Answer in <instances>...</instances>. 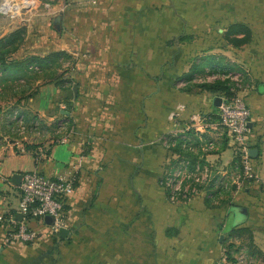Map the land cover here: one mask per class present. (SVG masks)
<instances>
[{
  "label": "crops",
  "instance_id": "0c3cea01",
  "mask_svg": "<svg viewBox=\"0 0 264 264\" xmlns=\"http://www.w3.org/2000/svg\"><path fill=\"white\" fill-rule=\"evenodd\" d=\"M182 1L15 0L33 8L28 20L23 15L30 9L15 18L0 10V40L26 26L25 45L15 58L26 52L45 56L63 51L70 56L68 81L43 83L32 97L16 104L15 116L23 117L24 130L14 123L12 93L7 95L6 84L4 90L0 86V264H44L65 241L47 217L24 221L37 231L35 240L13 238L23 219L9 221L20 213L21 198L20 185L11 178L26 171L49 177L70 172L77 177L75 191L65 199L69 238L93 202L116 184L117 195L110 194L117 200L122 235L125 230L134 241L136 261L143 259L141 239H148L161 246L156 254L173 253L180 264H215L222 259L238 264L242 256L247 263L264 264V86L259 93L249 90L246 97L252 111L247 149L259 151L252 157L258 180H240L237 146L223 130L187 133L195 146L193 151L184 149L190 157L171 145L173 135L196 116L214 117L215 99L224 97L201 88L196 77L232 68L237 61L233 51L246 59L253 41L239 47L229 42L227 47L210 46L215 36L211 29L182 22L204 21L203 12L186 17L169 9ZM238 2L248 9L254 3L232 0V19L252 18L250 10L237 11ZM58 16L60 27L54 25ZM36 117L44 124L40 131L33 129ZM58 124L69 134L66 142L54 140ZM203 139L214 141V147L200 149ZM27 144L37 149L28 150ZM182 158L199 161L215 173L198 193L172 202L159 180L166 167L172 170ZM224 193L228 196L220 199ZM236 207L246 208L248 214L240 217Z\"/></svg>",
  "mask_w": 264,
  "mask_h": 264
},
{
  "label": "rangeland",
  "instance_id": "374dc122",
  "mask_svg": "<svg viewBox=\"0 0 264 264\" xmlns=\"http://www.w3.org/2000/svg\"><path fill=\"white\" fill-rule=\"evenodd\" d=\"M41 1L43 0H38V2ZM250 1H253L254 3L249 6V9L244 5V3H240V5L239 2L237 3V11L243 12L247 9L252 12V18L247 19H232V0H204L202 3H200V1L196 2V0H183L182 3L168 5L171 11H179L184 13V16L189 15L191 17L197 12H203L206 16L204 21H196L191 19L188 21V19H186L182 22H189V26L193 28L204 27L206 30L211 29L215 36H213L214 41L209 42L210 46L216 45L220 47V43H222L223 47H227L228 41L226 39L225 33L228 27L234 22H242L247 26L249 25L251 28V40L253 41V46H249L247 50V60L244 59V53L233 51V55H230H232L233 58H236L237 61L232 62V68L226 69V71L222 72L221 74L219 73L220 75H227L225 80L229 81L227 83L229 91L227 94L223 93V96H227L230 93L231 95L239 93L246 98L249 90H252L256 93L263 91L261 86H264V17L261 16V12H264V4H258V0ZM43 6L44 5L41 3L40 7L43 8ZM29 9V11L25 12L23 15L25 20L29 19L30 12L33 8ZM21 27L24 28L25 33L26 26L23 25ZM190 38L194 37H188V40ZM202 39L203 37H198V40ZM16 43H19V40ZM24 45L25 36H23V40L20 42V48ZM223 49L227 51L226 48ZM16 52L13 54V58L20 60L15 58ZM25 54L26 55L21 59L26 58L32 53L26 52ZM238 54L241 57H238ZM232 56L229 57L232 59ZM22 74V72L15 71L13 68H10L5 73L0 70V86L2 90H4V84H6L5 88L7 95H9L12 91L10 85H19V83L23 82L21 78ZM212 74L218 73L210 71L205 76H197L196 79L199 82H202V84L211 83L222 79L220 77L208 80V77ZM236 76H238V78ZM13 103V119L14 123L17 125L19 120L15 116L16 103L15 101H13ZM33 121L34 123H37V128H33L36 129V131H40L44 128V124H41L42 121L38 117L34 118ZM56 130L57 127L55 126V131ZM202 154L203 151L198 153L200 157H202ZM177 158H180V156H177ZM238 167V171L241 172V168L243 170L242 163ZM170 171L171 169L166 167L165 174L162 176V178H160L159 184L166 188L170 201L179 202V200L184 198L179 197L172 199L171 189L166 185L165 182V178L168 176ZM207 185L208 184H205L202 187ZM115 187L116 184H110L108 190H106V192L103 193V196H101L102 198H97V200L93 202L92 209L89 210L83 224L74 231L70 238L58 246L54 256L44 264H136V262L139 264H180V257L175 256L173 253H165L161 255L156 254V250L161 246L150 243L148 239H141L140 245L143 259L139 261L135 260L134 254L132 252L134 241L131 236L126 235L125 230V236L122 235V224L120 223L121 218L119 217L120 212L116 207L117 200L115 197H111V194L115 196L117 195V189H114ZM224 195L220 199H224L228 196L227 193H224ZM219 202L220 201H218L217 204H219ZM150 249H153L151 250V253L148 252ZM257 264L261 263L258 262Z\"/></svg>",
  "mask_w": 264,
  "mask_h": 264
},
{
  "label": "built area",
  "instance_id": "2783aa9c",
  "mask_svg": "<svg viewBox=\"0 0 264 264\" xmlns=\"http://www.w3.org/2000/svg\"><path fill=\"white\" fill-rule=\"evenodd\" d=\"M91 1L94 4L98 2V0ZM25 9H28V7L16 4L15 0H2L0 4V10L3 13L9 14L11 18L19 16ZM220 77L222 80H225L227 75L212 74L208 77V80ZM236 77L238 78V76ZM251 117L252 111L244 96L239 93L224 96L218 106L215 117L212 115L196 116L190 126L173 135L171 145L175 146L178 139H181V147L193 151L195 150V146L191 141V137L187 135L189 131L193 130V132L203 133L208 130H223L229 139L233 141L234 145L237 146L238 152L241 153L243 170L239 177L240 180H258L259 174L256 171L253 158L249 155L247 149L248 135L251 130ZM17 119L19 120L18 123L21 129L24 130L23 117H18ZM62 125L58 124L57 126L58 139L61 142H66L69 134L68 132L63 134L64 128ZM213 147L214 141L212 140H204L199 144V148L202 150H209ZM213 172L211 167L199 161L193 162L188 158H182L165 178L166 185L171 189L172 199L179 197L188 199L193 194L198 193L202 186L211 182L215 173ZM77 182V177L70 172L61 173L55 177H49L38 171L24 172L20 184L21 198L19 201V212L22 213L23 220L21 221L22 224L13 233V238L24 241H33L37 238V231L31 229L29 225L24 224V221H29L32 218L51 217L53 220L52 229L56 233L62 227H65V199L75 191ZM3 219L4 217L0 215V220ZM9 221L12 224H17L19 220L12 215ZM251 263L245 262L243 256L238 262V264ZM215 264L232 263L227 261V259H222Z\"/></svg>",
  "mask_w": 264,
  "mask_h": 264
},
{
  "label": "trees",
  "instance_id": "16d2710c",
  "mask_svg": "<svg viewBox=\"0 0 264 264\" xmlns=\"http://www.w3.org/2000/svg\"><path fill=\"white\" fill-rule=\"evenodd\" d=\"M23 36L24 28L18 27L10 35L0 40V70L5 73L10 68H13L15 71L23 73L21 75L23 80L22 83H19V85H10V88L12 89V98L16 104L21 103L23 99L32 97L37 92L38 87L43 83L57 82L58 84L63 85L64 82L68 81L66 79V74L69 71V67H67L66 64L69 61L70 56L66 52H54L45 56L31 54L24 59H14L13 54L19 50ZM225 36L230 44L239 47L251 40L252 31L250 27L244 23H233L226 30ZM18 40L19 43H16ZM228 82V80H218L211 83L201 84L200 87L213 92L227 94L229 91V88L227 87ZM229 95H231V93ZM192 132L189 131L188 133ZM55 136L54 140L58 141L59 136ZM181 143L182 140L178 139V142L174 147L175 151L182 156L190 157L191 153L184 150L181 147ZM26 148L35 151L37 145L27 144ZM237 158L241 161L240 152H237ZM62 239L67 240L68 238Z\"/></svg>",
  "mask_w": 264,
  "mask_h": 264
},
{
  "label": "water",
  "instance_id": "95a60500",
  "mask_svg": "<svg viewBox=\"0 0 264 264\" xmlns=\"http://www.w3.org/2000/svg\"><path fill=\"white\" fill-rule=\"evenodd\" d=\"M60 19H61L60 16L56 17V19H55V24H56L57 27H60V26H59ZM75 90H77V86H75ZM221 101H222V98H221V97H216V99H215V104H216L217 106H219L220 103H221ZM62 113H65V114L69 115V111H66V110L62 111ZM258 152H259V151H258L257 148H251V149L248 150L249 155H250L251 157H253V158L257 157ZM22 177H23V173H14V174L12 175L11 182H12L13 184H15V185H20V184H21V181H22ZM234 211H235L236 213H238V215H239L240 217H245V216L248 214V211H247L246 208L236 207V208L234 209ZM22 218H23L22 213H21V212L18 213L16 219L19 220V221H21ZM47 218H51V217H47ZM59 235H60L61 237H63V238H69V236H70V230H69L68 228H66V227H62V228L59 230Z\"/></svg>",
  "mask_w": 264,
  "mask_h": 264
}]
</instances>
